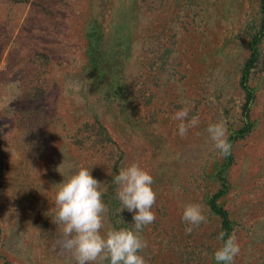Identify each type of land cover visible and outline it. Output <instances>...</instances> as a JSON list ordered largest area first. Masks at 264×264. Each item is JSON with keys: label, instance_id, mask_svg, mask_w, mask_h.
Segmentation results:
<instances>
[{"label": "rangeland", "instance_id": "1", "mask_svg": "<svg viewBox=\"0 0 264 264\" xmlns=\"http://www.w3.org/2000/svg\"><path fill=\"white\" fill-rule=\"evenodd\" d=\"M263 17L261 0H0V264H82L53 223L81 167L105 184L101 234L131 228L113 178L132 163L157 193L149 264H222L233 233L234 264H264ZM183 107L199 123L181 137ZM221 121L228 156L207 132ZM221 191L228 231L209 205ZM192 203L207 222L187 234Z\"/></svg>", "mask_w": 264, "mask_h": 264}, {"label": "clouds", "instance_id": "2", "mask_svg": "<svg viewBox=\"0 0 264 264\" xmlns=\"http://www.w3.org/2000/svg\"><path fill=\"white\" fill-rule=\"evenodd\" d=\"M77 89L79 84L75 85ZM190 109L183 107L173 116L180 121L178 130L181 137L187 135L189 128L196 127L198 117L188 119ZM154 127H158L154 125ZM214 148L223 156L231 153L232 145L228 139L227 125L221 121L210 124L207 128ZM117 185L116 197L121 212L125 209L133 214L131 228H110L103 235L108 208L103 201L105 184L93 178L91 170L81 167L66 181L57 185L55 197L56 216L52 222L58 226L63 238L57 243L62 250L78 258L82 264H149L142 253L147 248V241L141 233L156 220L153 206L157 193L153 190V177L137 163L122 168L113 178ZM179 190V189H174ZM182 221L189 225L185 232L191 234L194 228L207 222L202 205L187 204L184 207ZM224 233L220 234L223 239ZM240 253V245L235 233L230 235L215 254V260L222 264H234Z\"/></svg>", "mask_w": 264, "mask_h": 264}, {"label": "trees", "instance_id": "3", "mask_svg": "<svg viewBox=\"0 0 264 264\" xmlns=\"http://www.w3.org/2000/svg\"><path fill=\"white\" fill-rule=\"evenodd\" d=\"M261 13H263V16H264V0H261ZM262 20L264 22V17H263ZM259 41H260L259 37L254 36L253 38H251V41H250V44H249L250 51H251L250 58L248 59L246 65H245V67L243 69V73H242L241 84L243 85V87H244V84L247 82L250 69H252L253 66L255 65V63L257 62V59H258V56H259L258 49H257ZM223 193L224 192L221 191L218 194L214 195V197L209 202V205H210L211 211L213 213L219 215L222 218L223 228L225 230H227L228 227H229V221L227 219L228 218V214H227V212L225 210H223L221 207H219L217 202H216L217 199Z\"/></svg>", "mask_w": 264, "mask_h": 264}]
</instances>
